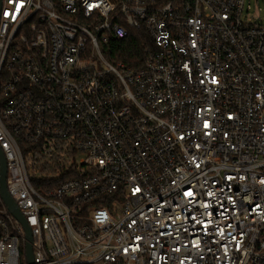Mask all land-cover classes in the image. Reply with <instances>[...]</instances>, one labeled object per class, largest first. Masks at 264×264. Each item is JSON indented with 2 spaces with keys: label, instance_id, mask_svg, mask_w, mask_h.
Instances as JSON below:
<instances>
[{
  "label": "built area",
  "instance_id": "obj_1",
  "mask_svg": "<svg viewBox=\"0 0 264 264\" xmlns=\"http://www.w3.org/2000/svg\"><path fill=\"white\" fill-rule=\"evenodd\" d=\"M244 7L2 0L0 149L30 233L0 184V264H264V25ZM134 33L140 67L109 60Z\"/></svg>",
  "mask_w": 264,
  "mask_h": 264
},
{
  "label": "trees",
  "instance_id": "obj_2",
  "mask_svg": "<svg viewBox=\"0 0 264 264\" xmlns=\"http://www.w3.org/2000/svg\"><path fill=\"white\" fill-rule=\"evenodd\" d=\"M110 47L112 50L107 54L109 60L115 64L123 63L130 68H139L140 61L147 56V40L140 33H134L127 40L114 42Z\"/></svg>",
  "mask_w": 264,
  "mask_h": 264
},
{
  "label": "water",
  "instance_id": "obj_3",
  "mask_svg": "<svg viewBox=\"0 0 264 264\" xmlns=\"http://www.w3.org/2000/svg\"><path fill=\"white\" fill-rule=\"evenodd\" d=\"M1 3H2V0H0V8H1ZM0 161H1V168H2L1 169L2 170V172H1V181H0L2 197L4 198L5 202L9 206V209L11 210L13 215L26 226L28 232L30 233V229L27 226L24 217L21 215V212L16 207L14 201L12 200V198H11L9 192H8L7 183H6L7 165H6V160H5V158H4V156H3L2 152H1V149H0ZM29 237H30V235H29Z\"/></svg>",
  "mask_w": 264,
  "mask_h": 264
},
{
  "label": "rangeland",
  "instance_id": "obj_4",
  "mask_svg": "<svg viewBox=\"0 0 264 264\" xmlns=\"http://www.w3.org/2000/svg\"><path fill=\"white\" fill-rule=\"evenodd\" d=\"M244 17L249 21L259 19L264 25V0H245Z\"/></svg>",
  "mask_w": 264,
  "mask_h": 264
}]
</instances>
